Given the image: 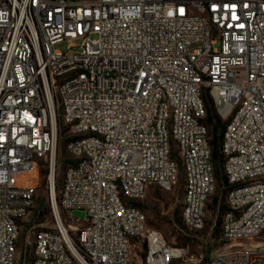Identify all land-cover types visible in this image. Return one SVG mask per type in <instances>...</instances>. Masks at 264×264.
<instances>
[{"label":"built area","instance_id":"built-area-1","mask_svg":"<svg viewBox=\"0 0 264 264\" xmlns=\"http://www.w3.org/2000/svg\"><path fill=\"white\" fill-rule=\"evenodd\" d=\"M207 98L225 123V248L188 258L136 202L182 171L181 222L203 228ZM43 170L54 221L18 252ZM140 245V264H264V0H0V264H130Z\"/></svg>","mask_w":264,"mask_h":264},{"label":"rangeland","instance_id":"rangeland-1","mask_svg":"<svg viewBox=\"0 0 264 264\" xmlns=\"http://www.w3.org/2000/svg\"><path fill=\"white\" fill-rule=\"evenodd\" d=\"M73 42L76 46L69 49L67 47V41L56 44V47L64 51L68 50V52H79L81 50L80 39L74 40ZM69 161L70 154L65 149V142L62 138L59 143L55 173L60 181ZM218 174V177L216 176L215 188L205 213V223L200 230L186 228L180 221L183 196L182 171H179L177 181L169 187L155 184L149 185L145 196L138 201L144 205L143 211L146 215L147 226L161 232L169 243L185 246L188 251V258L213 257L215 252L225 248L224 243L220 240V224L218 222L220 219V207H218V204L223 203L224 188L222 187L221 173ZM33 178L35 181L39 179L38 191L29 213L20 220L17 241L18 252L24 251L25 239L28 235V229L32 224L47 226L51 225L54 221L50 208L47 178L44 172L41 173L40 171L34 172ZM56 197L58 198L57 189ZM213 197H217L215 207H212ZM70 213L78 220H83L86 217L85 211L79 208H73ZM62 216H64L63 212ZM31 248L32 246L28 245L27 254L30 253ZM143 251L142 245L139 248L134 247L131 253L130 264H140ZM185 263H187V260L179 261V264Z\"/></svg>","mask_w":264,"mask_h":264},{"label":"trees","instance_id":"trees-1","mask_svg":"<svg viewBox=\"0 0 264 264\" xmlns=\"http://www.w3.org/2000/svg\"><path fill=\"white\" fill-rule=\"evenodd\" d=\"M206 105H207V115L205 118V122L209 125L210 128V139H209V145L211 148V158L214 164V171H215V176L218 177V173H221V178L223 181H225L224 175L222 173V169H221V163H222V154L220 152V142H221V137H222V132L223 129L225 127V123L221 121V119L218 117V115L215 113L212 103L210 101L209 98H207L206 101ZM65 142V140H64ZM70 162V161H69ZM68 162V163H69ZM44 172V170H43ZM62 179V177H61ZM61 182L56 174H55V188L58 190L59 189V185ZM224 193H223V199L225 197L226 194V189L224 188ZM36 198V196H35ZM35 200V199H34ZM213 205L212 207H215V205L217 204V197H213ZM136 204L143 210L144 205L140 202H136ZM220 207V219L218 220L219 224H221V213L222 210L224 209V204L220 203L219 205ZM181 221V219H180ZM220 231H221V225H220Z\"/></svg>","mask_w":264,"mask_h":264},{"label":"bare ground","instance_id":"bare-ground-1","mask_svg":"<svg viewBox=\"0 0 264 264\" xmlns=\"http://www.w3.org/2000/svg\"><path fill=\"white\" fill-rule=\"evenodd\" d=\"M260 245V244H259Z\"/></svg>","mask_w":264,"mask_h":264}]
</instances>
